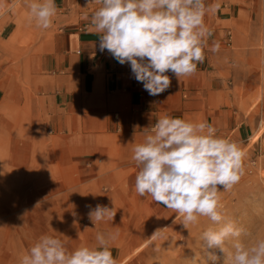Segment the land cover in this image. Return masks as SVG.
I'll return each instance as SVG.
<instances>
[{
  "label": "crops",
  "instance_id": "0c3cea01",
  "mask_svg": "<svg viewBox=\"0 0 264 264\" xmlns=\"http://www.w3.org/2000/svg\"><path fill=\"white\" fill-rule=\"evenodd\" d=\"M55 2L56 28L31 62L32 74L43 85L0 87V144L13 145L11 158L49 155L52 159L59 153L53 151L49 136H56L60 154L77 161L80 190L90 191L92 185L102 183L116 193L126 190L134 196L138 195L134 185L139 169L131 159L132 148L143 142L144 128L162 115L207 121L219 136L228 138L233 133L237 143L257 128L259 116L238 125L237 107L239 88L252 91L258 87L257 82L245 83L243 73L251 58L244 50L243 37L259 11L252 0H204L206 6L215 8L204 16L212 32L205 61L190 77L178 80L171 71L166 73L171 87L157 96H150L136 81L129 64L121 65L107 50H99V37L89 30V17L100 5L88 4V0ZM214 41L220 44L215 53L210 51ZM18 127L29 129L28 138L7 135ZM26 144L36 150L22 153L20 145ZM136 200L141 208L150 196ZM115 206L133 207L132 200Z\"/></svg>",
  "mask_w": 264,
  "mask_h": 264
},
{
  "label": "rangeland",
  "instance_id": "374dc122",
  "mask_svg": "<svg viewBox=\"0 0 264 264\" xmlns=\"http://www.w3.org/2000/svg\"><path fill=\"white\" fill-rule=\"evenodd\" d=\"M251 3L258 4L259 11L243 37L244 50L251 55L243 73L245 83L257 82L258 87L237 91L238 125L243 119L245 122H251L254 116L259 119L250 137L245 136L238 143L244 153L239 182L228 190L221 186L218 193L222 213L245 230L241 239L249 246L264 239V139L259 141L264 134V6L261 0ZM27 15L24 0H0L1 88L43 85V80H36L32 74L31 62L55 30L56 17L53 26L43 30L34 22L29 23ZM28 132L29 129L18 127L7 135L24 139L28 138ZM233 137L231 133L228 139L233 141ZM49 138L53 151L59 153H54L52 159L49 155L44 159H13V145L0 144V264H19L20 257L44 234L61 239L72 251L96 245L97 232L117 230L118 238L111 243L117 264H191L195 255L198 264H205L200 237L211 226L207 217H200L197 224L186 229L180 215L156 204L151 196L150 203L140 208L136 197H141L126 190L116 193L112 187L96 183L92 190L82 191L77 161L65 158L59 152L61 149H56L58 137ZM34 148L20 145L22 153ZM127 200H132L133 207L115 206ZM97 204L115 207L113 220L94 225L88 213ZM215 253L220 257L218 264H224V253L219 249Z\"/></svg>",
  "mask_w": 264,
  "mask_h": 264
},
{
  "label": "clouds",
  "instance_id": "9594fccd",
  "mask_svg": "<svg viewBox=\"0 0 264 264\" xmlns=\"http://www.w3.org/2000/svg\"><path fill=\"white\" fill-rule=\"evenodd\" d=\"M91 3L100 5L89 17V30L99 37V50H107L121 65L129 64L150 96L171 87L169 71L178 80L190 77L205 61L212 32L204 16L215 8L206 6L204 0H88ZM24 4L29 23L43 30L53 26L58 14L55 0H24ZM219 49V42L214 41L210 51ZM144 130L143 142L132 148L131 159L139 169L136 193L151 196L156 204L180 215L186 229L200 217L212 222L200 237L205 264H218L216 249L224 253V264H264V239L249 246L241 239L245 230L221 211L220 187L230 189L243 174L244 153L239 144L217 135L207 121L169 115ZM116 211L97 204L88 216L97 225L113 220ZM118 235V230L97 232L96 245L69 251L64 241L44 234L20 257L19 264H117L111 243ZM191 264H198L196 255Z\"/></svg>",
  "mask_w": 264,
  "mask_h": 264
},
{
  "label": "built area",
  "instance_id": "2783aa9c",
  "mask_svg": "<svg viewBox=\"0 0 264 264\" xmlns=\"http://www.w3.org/2000/svg\"><path fill=\"white\" fill-rule=\"evenodd\" d=\"M261 1H262L263 6H264V0H261ZM229 37H230V34H229ZM228 44H230V43H228Z\"/></svg>",
  "mask_w": 264,
  "mask_h": 264
},
{
  "label": "bare ground",
  "instance_id": "6f19581e",
  "mask_svg": "<svg viewBox=\"0 0 264 264\" xmlns=\"http://www.w3.org/2000/svg\"><path fill=\"white\" fill-rule=\"evenodd\" d=\"M15 236V235H14Z\"/></svg>",
  "mask_w": 264,
  "mask_h": 264
}]
</instances>
